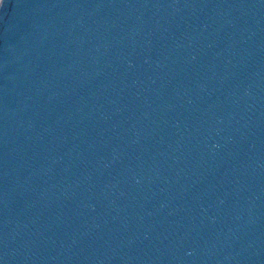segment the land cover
I'll use <instances>...</instances> for the list:
<instances>
[{
    "label": "water",
    "instance_id": "95a60500",
    "mask_svg": "<svg viewBox=\"0 0 264 264\" xmlns=\"http://www.w3.org/2000/svg\"><path fill=\"white\" fill-rule=\"evenodd\" d=\"M0 264H264V0H3Z\"/></svg>",
    "mask_w": 264,
    "mask_h": 264
},
{
    "label": "clouds",
    "instance_id": "9594fccd",
    "mask_svg": "<svg viewBox=\"0 0 264 264\" xmlns=\"http://www.w3.org/2000/svg\"><path fill=\"white\" fill-rule=\"evenodd\" d=\"M3 4V0H0V5H2Z\"/></svg>",
    "mask_w": 264,
    "mask_h": 264
}]
</instances>
